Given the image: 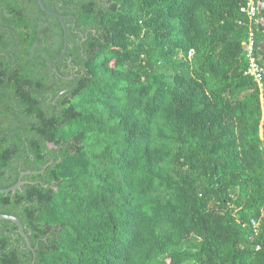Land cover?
Instances as JSON below:
<instances>
[{"label": "trees", "instance_id": "16d2710c", "mask_svg": "<svg viewBox=\"0 0 264 264\" xmlns=\"http://www.w3.org/2000/svg\"><path fill=\"white\" fill-rule=\"evenodd\" d=\"M44 2L63 56L38 0H0V189L45 170L0 213L35 264H264L248 0ZM33 262L0 220V264Z\"/></svg>", "mask_w": 264, "mask_h": 264}, {"label": "built area", "instance_id": "2783aa9c", "mask_svg": "<svg viewBox=\"0 0 264 264\" xmlns=\"http://www.w3.org/2000/svg\"><path fill=\"white\" fill-rule=\"evenodd\" d=\"M244 19L239 21V25L247 27V36L243 42V55L247 62V75L253 78L260 89L261 98L264 100V62L260 56L259 41L256 33V26L263 24L261 17L260 1L248 0L241 9ZM194 56V51L189 54V59ZM264 215V213H263ZM252 226L257 227L259 221L253 219Z\"/></svg>", "mask_w": 264, "mask_h": 264}, {"label": "water", "instance_id": "95a60500", "mask_svg": "<svg viewBox=\"0 0 264 264\" xmlns=\"http://www.w3.org/2000/svg\"><path fill=\"white\" fill-rule=\"evenodd\" d=\"M38 3L41 7V9L46 12L47 14L54 16L56 18H58L63 26L64 29V34H65V43H64V48L62 50V56L67 52L68 46H69V36H68V29L65 23V17L61 14H59L58 12H56L55 8H49L44 0H38ZM260 8L261 10L264 11V1L260 2ZM263 26H264V22H263ZM61 58V57H60ZM59 58V59H60ZM58 59V60H59ZM58 60L55 62V66L58 62ZM55 71L56 73H59L57 68L55 67ZM45 170L40 171V172H24L21 174L19 181L17 182L16 185H14L13 187L7 188V189H0V194H9V193H14L17 190L21 189L22 186H24L26 184V182H24L22 179L25 175H34V174H42L44 173ZM0 220H8L13 222L14 224H16L17 228H18V232L19 234L22 235V237L25 239L28 248L33 252L34 254V262L32 264H35V249L32 247L31 241L29 239V236L26 234L23 225L21 224V222L14 216L12 215H4L0 213Z\"/></svg>", "mask_w": 264, "mask_h": 264}]
</instances>
